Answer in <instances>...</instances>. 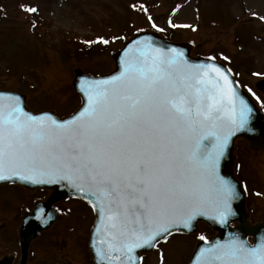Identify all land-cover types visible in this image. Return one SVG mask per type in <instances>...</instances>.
Segmentation results:
<instances>
[{
  "label": "snow or ice",
  "instance_id": "1",
  "mask_svg": "<svg viewBox=\"0 0 264 264\" xmlns=\"http://www.w3.org/2000/svg\"><path fill=\"white\" fill-rule=\"evenodd\" d=\"M135 44L119 74L82 84L87 103L70 119L33 116L0 95V180H66L95 197L106 264H138L137 249L199 216L227 223L238 194L219 165L253 111L219 66ZM197 264H264V243L217 242Z\"/></svg>",
  "mask_w": 264,
  "mask_h": 264
},
{
  "label": "rangeland",
  "instance_id": "2",
  "mask_svg": "<svg viewBox=\"0 0 264 264\" xmlns=\"http://www.w3.org/2000/svg\"><path fill=\"white\" fill-rule=\"evenodd\" d=\"M150 29L191 42L194 56L230 57L237 81L261 91L264 101L257 86L264 77V0H0V89L24 94L33 111L68 116L80 105L71 85L75 69L110 72L123 42ZM237 142L239 177L256 221L264 214V149L249 151ZM13 186L0 187V255L18 250L17 222L29 199L49 192ZM77 202L59 203L57 222L33 242L28 264H91L86 243L93 214ZM198 232L212 236L203 226ZM197 238L173 235L141 264H186Z\"/></svg>",
  "mask_w": 264,
  "mask_h": 264
},
{
  "label": "water",
  "instance_id": "3",
  "mask_svg": "<svg viewBox=\"0 0 264 264\" xmlns=\"http://www.w3.org/2000/svg\"><path fill=\"white\" fill-rule=\"evenodd\" d=\"M150 41L153 45V47L161 48L165 52H169L171 49H175L177 52L182 53V59L187 60L190 64H215L219 66L222 70L225 71V73L228 75L229 79L233 81V86L235 87L236 91L244 97L246 101L250 104L253 111L249 119V124L247 125L245 130H242L238 133H236L235 136L232 137V139L229 142L228 149L226 150V153L224 157L220 161L219 165V175L223 177L224 179L230 181L233 185H235L236 192L238 194L237 198L232 201V209L234 212V215L230 216L228 218L227 223L221 224L218 220L210 219L207 216H199L196 218V220L193 221L192 228H184L182 226H176L170 231H178V232H185V233H193L196 231L197 223L200 221L205 222L207 225H209L214 231L215 236L210 242H203L199 241L196 244V249L190 259L189 264H197V258L200 254L201 249L210 248L213 245H215L217 242L224 243L234 237H239L240 240L245 242L248 246H257L261 243H264V218L260 223H256L254 225H250L248 223V214L245 211L244 207V200L245 195L242 191V188L237 181V179L234 176V165H235V157H234V142L237 138H243L248 141L249 147L257 150L264 147V116L263 114L257 110L253 102L250 100V98L247 96L245 92H243L234 82L231 74L225 69L223 65L220 63L211 60V59H205V58H195L190 55V45L187 43H173L164 40L162 37L155 33L150 32H142L137 34L135 37L130 39L124 49L117 52L114 56L115 63H116V70L104 77H91L85 73H83L81 70L76 69L75 70V76L73 80V86L74 88L81 94L82 96V105L81 107L73 114L75 115L78 113L87 103V97L82 90V84H84L86 81L91 80H97V79H107L111 76H115L119 74L122 71L123 64L122 61L125 59V52L130 47H135V42H144V41ZM0 95H7V96H18L20 97V101L22 104V107L26 112L33 116H43L48 115L51 116L54 119H58L54 116L52 112H40V113H31L27 107L25 102V96L18 94L14 91H7V90H0ZM72 115V116H73ZM72 116L62 119H70ZM6 182H16L19 183L25 187L28 188H35V187H41V188H47L52 191L51 196L48 200L45 202L39 203L34 211H32L31 214L26 215L20 225L19 228V241H20V249H21V256H20V262L19 264H25L27 253H28V247L31 243V241L37 237V235L40 233L41 230L47 229L55 220L56 213L53 207V204L61 199L67 198L69 196H75L80 197L88 201L90 204L94 206V209L97 213V221L96 226L94 228V231L91 235V240L89 244V248L93 255V261L95 264H106L105 261H103L98 255L96 249L100 247L99 241L103 238H105V233L102 232L101 227H99L101 217L98 211L99 205L96 202V198L85 193L77 190L72 184H70L68 181H61L59 183L55 184H32L27 181L20 180L19 178L13 176L11 178L0 180V184L6 183ZM236 222V226H231V223ZM99 229V230H98ZM163 237V236H162ZM162 237H158L157 240H159ZM248 237H252L254 242L252 245L248 243ZM154 241L153 243H155ZM153 248V246L140 248L136 250V257L138 258L139 252H148ZM12 260L11 255H5L0 259V264H10Z\"/></svg>",
  "mask_w": 264,
  "mask_h": 264
},
{
  "label": "flooded vegetation",
  "instance_id": "4",
  "mask_svg": "<svg viewBox=\"0 0 264 264\" xmlns=\"http://www.w3.org/2000/svg\"><path fill=\"white\" fill-rule=\"evenodd\" d=\"M36 198H42V197H35V198H33V199H36ZM21 199H23V200H27V197H24V196H22V198ZM32 198H30L29 200H33Z\"/></svg>",
  "mask_w": 264,
  "mask_h": 264
}]
</instances>
